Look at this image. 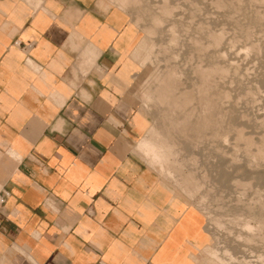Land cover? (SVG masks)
I'll return each mask as SVG.
<instances>
[{"label": "crops", "instance_id": "1", "mask_svg": "<svg viewBox=\"0 0 264 264\" xmlns=\"http://www.w3.org/2000/svg\"><path fill=\"white\" fill-rule=\"evenodd\" d=\"M128 21L109 0H0V264H197L209 244L137 151Z\"/></svg>", "mask_w": 264, "mask_h": 264}, {"label": "rangeland", "instance_id": "2", "mask_svg": "<svg viewBox=\"0 0 264 264\" xmlns=\"http://www.w3.org/2000/svg\"><path fill=\"white\" fill-rule=\"evenodd\" d=\"M109 2L124 10L133 31L127 52L130 89L151 121L148 126H156L171 143L169 163L177 167L176 179H163L186 199L181 188L204 215L210 240L197 264H218L210 255L215 249L247 264H264V0ZM141 39L154 45L145 51L150 56L145 62L135 55ZM201 68H214L208 74L212 89L201 86ZM201 93L216 102L210 118V110L199 105ZM164 98L182 104L189 115L171 121ZM205 110L200 131L194 126ZM189 173L202 187L197 195H190L192 185L179 181ZM245 223L253 230L246 231Z\"/></svg>", "mask_w": 264, "mask_h": 264}, {"label": "bare ground", "instance_id": "3", "mask_svg": "<svg viewBox=\"0 0 264 264\" xmlns=\"http://www.w3.org/2000/svg\"><path fill=\"white\" fill-rule=\"evenodd\" d=\"M120 2H126L127 0H118ZM129 1V0H128ZM135 2V1H134ZM128 3V2H127ZM126 4V3H125ZM124 5V4H123ZM165 6V5H164ZM165 9L167 10V8L165 7ZM158 20V19H157ZM156 22V21H155ZM158 23V22H157ZM153 32V31H152ZM151 32V33H152ZM154 33V32H153ZM149 34V33H148ZM148 39V38H147ZM153 42V41H152ZM153 44H151L150 42H146V40L144 39H141V41L138 43V45L135 47V55H136V58L141 60V61H144L145 58L147 57V53L145 51H149V49L151 48ZM154 46V45H153ZM152 46V47H153ZM149 56V55H148ZM150 57V56H149ZM148 58V57H147ZM147 58L145 61H147ZM150 59V58H149ZM144 61V62H145ZM200 67V66H199ZM198 68V67H197ZM171 70V69H170ZM174 69H172V72H173ZM198 70V69H197ZM196 70V71H197ZM202 71H200V73H202L201 75V86L202 87H208V90L209 88H213V85H211V77L208 76L209 73H213L214 68L210 69V70H204L201 68ZM204 70V71H203ZM175 72V71H174ZM173 75V74H172ZM176 75V74H175ZM148 77V76H147ZM146 77V78H147ZM156 77V76H155ZM158 77V75H157ZM209 77V78H208ZM178 78V77H177ZM211 78V79H210ZM174 79V78H173ZM167 81V80H166ZM170 83V82H169ZM179 84V82H177ZM145 85V84H144ZM144 85L142 84L138 90L137 93L141 94L144 90ZM173 85V84H172ZM176 85V84H175ZM164 86V85H163ZM158 87H161V86H158ZM171 87V86H170ZM180 87V86H179ZM199 88V87H198ZM157 89V88H156ZM161 89V88H160ZM167 89V88H166ZM201 91H202V88H200ZM199 89V90H200ZM205 89V88H204ZM198 90V91H199ZM207 90V88H206ZM205 90V91H206ZM204 92V91H203ZM207 92V91H206ZM162 93V92H161ZM149 94V93H148ZM147 94V95H148ZM198 94V93H197ZM170 95V94H169ZM191 95V94H190ZM202 95V93L200 94V96ZM161 96V95H160ZM189 96V95H188ZM149 97V96H148ZM186 97V96H185ZM146 98V97H145ZM169 98V97H168ZM174 98V97H173ZM172 98V99H173ZM150 99V97H149ZM152 99V98H151ZM162 99V98H161ZM194 99V98H193ZM186 100V99H185ZM184 100V101H185ZM201 102H199L203 108L206 107V110H210L209 113H210V117H212L211 115H213L215 113V109H216V102L213 101L212 98L210 97H206L204 94L201 96L200 98ZM161 101V100H160ZM164 101H167V106L165 107V110L167 108V110L169 109V114H170V111L172 112V117L170 116L169 119L172 121V118L176 119V116H181L182 115V118L188 113L184 108H183V105L182 104H179L177 102H175V100H171V99H163V101L161 102H164ZM190 101V100H189ZM181 102V101H180ZM187 103V101H185ZM192 99H191V104H192ZM182 103V102H181ZM160 104V103H159ZM185 104V103H183ZM190 104L188 103L187 106H189ZM160 107V106H159ZM186 107V106H185ZM202 108V107H201ZM191 110V109H190ZM189 110V111H190ZM205 110V112L203 111L202 112V116H200V121L198 122V120L196 121V125L194 126L196 128H199L200 131H202V125H204V123L206 122V114H207V111ZM161 110H159L160 112ZM201 112V111H200ZM190 113V112H189ZM189 115V114H187ZM208 115V114H207ZM167 116V115H166ZM165 118H168L166 117ZM208 118V119H209ZM157 119V118H156ZM164 119V118H163ZM177 119H179L177 117ZM176 119V121H177ZM181 119V118H180ZM185 119V118H184ZM207 119V120H208ZM183 120V119H182ZM212 120V118H211ZM175 122V121H174ZM211 122V121H210ZM165 123V121H164ZM170 122H167L166 124L169 125ZM179 124V123H178ZM177 124V125H178ZM202 124V125H201ZM166 125V126H167ZM189 125H192L189 123ZM201 125V126H200ZM193 126V125H192ZM214 126H215V123L213 121V124L211 127H213L214 129ZM220 126V125H219ZM164 127V126H163ZM173 127V126H172ZM181 127V126H180ZM193 127V128H194ZM194 128V129H195ZM166 129V128H165ZM169 129V128H168ZM171 129V128H170ZM205 129H203L204 131ZM199 131V132H200ZM192 132V131H191ZM238 133V132H237ZM243 134V133H242ZM169 137V136H168ZM248 139V138H247ZM171 143H168L165 139V137L163 136V134H161L160 132H158V129L156 128V126H151L149 127V129L147 130L146 132V136L140 141V144L138 146V149L137 151L141 154V156L148 162L149 166L150 167H155L156 169V172L162 176V177H168L170 178L171 180L175 181L176 179V176H175V173H176V168L175 166H173V164H170L169 163V160H171L172 158V155L169 154V150H170V145ZM138 145V144H137ZM263 150V149H261ZM264 151V150H263ZM251 152V151H250ZM261 153V151L259 152ZM174 155V154H173ZM261 155V154H260ZM259 155V156H260ZM263 155V154H262ZM255 157V156H254ZM264 157V155H263ZM262 158V157H261ZM196 167V166H195ZM195 176L193 175V173H189L187 175H183V176H179V181L182 185H184V187L186 186H190L192 185L193 186V192L192 194L190 195H194L200 191V189L202 188L201 185L198 184V182L194 179ZM191 193V192H190ZM261 197V196H260ZM194 199V198H193ZM243 227L246 231H251L253 230V227L247 223L243 224ZM258 228V227H257ZM260 228V227H259ZM258 228V230H260ZM264 228V227H262ZM256 229V228H255ZM229 251V250H228ZM227 251V253H228ZM230 252V251H229ZM211 257L212 259H214L218 264H247V260L245 261V259L243 260H239L238 258L234 257L233 254H225V251L223 250H218V249H215L211 252ZM250 262H248L249 264Z\"/></svg>", "mask_w": 264, "mask_h": 264}, {"label": "built area", "instance_id": "4", "mask_svg": "<svg viewBox=\"0 0 264 264\" xmlns=\"http://www.w3.org/2000/svg\"><path fill=\"white\" fill-rule=\"evenodd\" d=\"M7 197H8V192L2 191L0 193V204L3 203Z\"/></svg>", "mask_w": 264, "mask_h": 264}]
</instances>
